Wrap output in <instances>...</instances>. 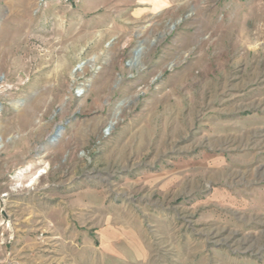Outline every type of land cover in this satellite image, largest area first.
I'll return each instance as SVG.
<instances>
[{"label":"rangeland","instance_id":"374dc122","mask_svg":"<svg viewBox=\"0 0 264 264\" xmlns=\"http://www.w3.org/2000/svg\"><path fill=\"white\" fill-rule=\"evenodd\" d=\"M0 139V264H264V0H0Z\"/></svg>","mask_w":264,"mask_h":264},{"label":"water","instance_id":"95a60500","mask_svg":"<svg viewBox=\"0 0 264 264\" xmlns=\"http://www.w3.org/2000/svg\"><path fill=\"white\" fill-rule=\"evenodd\" d=\"M140 50H141V47H137L136 49H134V51H133V60L136 59V57L138 56ZM61 128H62V126H60V125L58 127H56L54 136L58 135V133H59Z\"/></svg>","mask_w":264,"mask_h":264},{"label":"bare ground","instance_id":"6f19581e","mask_svg":"<svg viewBox=\"0 0 264 264\" xmlns=\"http://www.w3.org/2000/svg\"><path fill=\"white\" fill-rule=\"evenodd\" d=\"M172 26H173V25H172ZM170 28H171V26H170ZM111 128H112V123H111V124H109V126H108L107 130H108V129H111ZM60 132H61V131H59V133H58V135H57V136H59V135H60ZM55 137H56V136H55ZM55 137H54V139H55ZM54 139H53V140H54ZM1 146H2V140L0 139V147H1Z\"/></svg>","mask_w":264,"mask_h":264}]
</instances>
